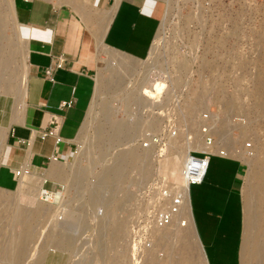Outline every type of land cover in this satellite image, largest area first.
Here are the masks:
<instances>
[{
    "label": "rangeland",
    "instance_id": "374dc122",
    "mask_svg": "<svg viewBox=\"0 0 264 264\" xmlns=\"http://www.w3.org/2000/svg\"><path fill=\"white\" fill-rule=\"evenodd\" d=\"M53 1L71 5L87 19L96 47L94 91L71 157L56 161L65 174H54V180L44 183L62 186L52 193L54 200L19 192L18 181L12 189L0 187V264H130V238L141 234L153 210L162 205L161 188L168 179L177 190L180 187V146L189 142L188 149L207 148L199 131L204 110L215 124L210 148L228 146L247 170L239 182L231 183L230 160L211 155L203 181L188 189L193 221L210 264L234 261L242 227L236 194L230 198L233 206H221L214 196L231 184H238L242 195L248 171L264 174V0H158L163 14L153 52L144 60L103 42V13L88 5L91 0ZM16 2L0 0V161L9 125L20 121L24 109L26 42L18 30ZM118 63L131 67L120 86L109 84ZM150 79L161 80L164 86L157 98L145 100L138 87ZM103 105L108 106L107 113ZM165 107L179 122L188 119L191 130L179 123L174 137L166 131L163 144L144 147L147 134L158 133L166 121L158 115ZM246 140L252 141L250 149L245 148ZM126 149L134 150V159L122 161L121 175L102 189L99 178ZM101 189L110 195L109 203L93 202ZM252 201L264 223V204ZM29 212L30 236L24 231ZM177 217L174 212L169 224L153 225L151 246L138 264L147 259L204 264L196 245L189 251L179 248L187 230L184 223L181 229L176 227ZM66 218L74 219L68 229L70 243L64 241ZM123 220L127 226L113 241L115 223ZM165 235L170 238L166 246L161 245ZM260 235L264 251V230Z\"/></svg>",
    "mask_w": 264,
    "mask_h": 264
},
{
    "label": "crops",
    "instance_id": "0c3cea01",
    "mask_svg": "<svg viewBox=\"0 0 264 264\" xmlns=\"http://www.w3.org/2000/svg\"><path fill=\"white\" fill-rule=\"evenodd\" d=\"M88 5L103 13L100 19L105 28L102 39L108 47L137 60L149 56L163 14L158 0H91ZM15 7L18 30L26 42L25 106L21 120L12 122L7 131L0 161V187L12 189L18 181L19 192L38 199L43 181L54 180L52 170L59 164L56 161H68L71 157L75 138L87 117L95 86L96 47L87 19L69 4L53 0H17ZM59 61L61 65L56 64ZM48 67L50 74L45 73ZM68 100H72L71 104H62ZM53 116L59 122L58 141L54 135L39 136L40 129L47 128ZM54 156L58 160H54ZM227 159L230 160L227 176L232 177L231 183L239 182L247 165L237 159ZM24 165L30 171L23 168L17 177L15 169ZM228 186L218 191L214 198L221 206H233L231 199L236 194L242 238V195L238 184L237 187ZM189 206L193 220L190 199ZM197 237L206 264H210L198 234ZM240 246L234 261L216 264H241Z\"/></svg>",
    "mask_w": 264,
    "mask_h": 264
},
{
    "label": "bare ground",
    "instance_id": "6f19581e",
    "mask_svg": "<svg viewBox=\"0 0 264 264\" xmlns=\"http://www.w3.org/2000/svg\"><path fill=\"white\" fill-rule=\"evenodd\" d=\"M153 46L150 50V54H152V52H153ZM127 62H129V61H127ZM0 63L3 64V61ZM118 65H117L118 66L117 70L114 73V78L109 83L111 85H117V86L119 85L120 86L122 84V78H123L125 72L126 71L128 72L129 70H131L130 66L129 67L126 66L127 64L125 66H123L120 63H118ZM150 82H152V84H150ZM150 82H149V84H147V83H145L143 85L139 84V87H138L139 91H140V92L138 91V94L140 93V96L144 97L145 100L151 99V98H157L158 93L162 90V88L164 86V83L161 82V80L160 81H156V80L152 81L151 80ZM98 86L100 87V85H98ZM99 87H98V89H99ZM25 93H26V89L23 90V96H22L23 101L21 102V104L23 103V106H25ZM0 101H1V99H0ZM1 103H3V102H1ZM0 109L2 110L1 104H0ZM102 110L104 113H107L108 106L103 105ZM120 127H121V125L117 124L115 126V131H119ZM126 133L128 134L129 130L126 131ZM98 134L99 135L101 134L100 131L98 132ZM175 135L176 134H174V135L171 134L172 137H174ZM150 137H151V134L150 133L147 134L146 138H147V141H149V143H154L157 145L163 144V143H156ZM188 143L189 142L185 143V145L183 144L180 146V148L181 147L182 148L179 150V154H180V158H182V161H183L185 155L187 154V152L190 150L187 148ZM142 145H143V143H142ZM144 147H146V146H144ZM227 147L228 146H225L224 148L228 151L229 147L228 148ZM133 151L134 150H132V149H126L122 153V156L113 160L112 164L108 168V171H105L101 175V177L99 178V180L101 181V188L102 189H104L106 184L111 183L113 180L116 179V177H119L121 175V173H122V168H121L122 161H126V160H128V158H130L131 160L134 159L135 154ZM251 169H253V168H251ZM24 171H27V170L24 169ZM52 171L54 174H57V175L65 174V172H63V170L58 165H55L53 167ZM22 172H23V169L20 172V174ZM178 182L180 184L179 189H180V194H181V204L178 205V206H180V209H179V207H177V211L175 212V214H176V217H177V215H180V213L182 214V216H180V219H178V217H177L175 224H176L177 228L178 227L180 228L183 225L182 223H184L186 230H187L186 238L184 239L183 243L179 246V248L181 250H184V251H187V250L189 251L193 245L194 246L196 245L202 261L204 262V264H206L205 256H204L202 247L199 244L198 237H197V234H196V231L194 228L193 220H192V217L190 214L191 212H190L189 199H188V188L181 180H179ZM102 189L100 191H97L94 194L93 199H92L94 203H96L98 200H102L105 203L108 201V203H109L108 197H110V195L107 194L105 192V190H102ZM242 192H243L242 193V199H243V232H242L241 246H240V261H241V264H263L264 263V251L262 250L263 245L261 244L262 241L260 239V236H261L260 234L264 230V223H263V221H261L262 219L258 218L257 212H256V210H254L255 201L253 203L252 199L256 198V200H258L257 202L259 204H261V205L264 204V174L260 175L257 172L254 173V172L248 171L246 174V178L244 180V184L242 186ZM255 195H257V196H255ZM32 215H33V213L29 212L28 215L25 217L26 219L24 221V231L29 236L31 235V232L33 231V230L31 231L32 226L30 223V217ZM73 220L74 219H70V218L67 219L66 218L67 229H66L65 234H64V238H65L64 241H66L67 243H70L72 241V235L70 232H68V229L71 226ZM51 222H52V220H51ZM126 226H127V220H123L122 222L118 221L115 223V231L113 233V241L116 240V237L119 234V231L123 230ZM55 228H56V224L54 225V230H55ZM169 242H170L169 236L165 235V236H163V239L161 240V245H164V246L169 245ZM197 263H198L197 260H192V262H191V264H197ZM143 264H169V262L166 260H157V259L156 260L150 259V262H148V259H147Z\"/></svg>",
    "mask_w": 264,
    "mask_h": 264
},
{
    "label": "built area",
    "instance_id": "2783aa9c",
    "mask_svg": "<svg viewBox=\"0 0 264 264\" xmlns=\"http://www.w3.org/2000/svg\"><path fill=\"white\" fill-rule=\"evenodd\" d=\"M56 64L61 65L62 63L61 61H59ZM50 72H51L50 67L45 69L46 74H50ZM71 102L72 100L63 101L62 104L69 105L71 104ZM165 110H166L165 113L162 114L158 113V115H160L166 121H163L162 125H160L158 133H151L150 138L156 143H164L166 141V136H165L166 130L171 132L172 135L176 134L178 130L176 126H178L179 123H182L181 126L184 129L191 130V127L188 125L187 122L188 119H185L186 121L179 122V120L176 119L175 113L173 111H170L167 107H165ZM199 116H200L199 131L200 133H202V139L207 145V148H191L185 155L183 161L181 162L180 171H179L181 175V181L187 186L188 189L191 184H197L203 181L209 166L211 155H218L221 157L233 158L243 161L239 154L229 152L224 147L217 148L216 150L210 148V145H212L215 141V135L213 133L215 128L214 121L213 119H211L208 111L204 110L202 113H200ZM58 125L59 122L56 119V117L54 116L51 117L50 125L47 128H41L39 131V136L43 138L47 135H54L56 140L58 141L60 139V136L57 135ZM148 144L149 141L147 140L143 141V146H148ZM251 146H252V141L246 140L245 148L250 149ZM53 159L58 160L56 156H54ZM23 168L27 171L29 170V168L26 165H24L15 169L14 174L17 177H19L20 172L22 171ZM168 180L166 181L167 182L166 185L163 186V188H161L159 194L162 205L156 207L153 210L152 219L150 220V222L148 221L146 224L142 226L141 234L136 235L135 233H133V235L130 238V247H131L130 262H129L130 264H138V261L141 259L143 255L144 249L151 246L152 243L151 233H152L153 225H155L156 223L157 225L169 224L172 220L173 213L177 211V207L181 202V194L174 186V184L172 185ZM46 181L47 179H45L42 183L39 198L43 201H52L54 200L52 193H54L59 189H62V186L60 185V187H55V188L47 187L44 185Z\"/></svg>",
    "mask_w": 264,
    "mask_h": 264
}]
</instances>
